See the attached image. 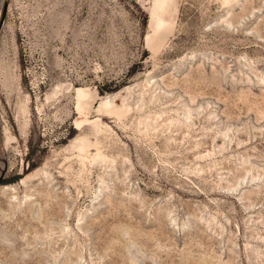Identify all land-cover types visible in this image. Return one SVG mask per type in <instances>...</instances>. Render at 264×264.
I'll use <instances>...</instances> for the list:
<instances>
[{"label":"rangeland","instance_id":"obj_1","mask_svg":"<svg viewBox=\"0 0 264 264\" xmlns=\"http://www.w3.org/2000/svg\"><path fill=\"white\" fill-rule=\"evenodd\" d=\"M176 4L175 30L154 53L149 0H5L4 178L24 169L51 178H34L26 199L19 188V207L0 196V264H264V0ZM149 78L156 98L151 85L141 111L101 116L112 128L100 146L108 160L81 172L66 151L87 129L77 130L75 91L47 95L87 87L97 107ZM187 110L190 127L170 123ZM6 127L16 140L6 141Z\"/></svg>","mask_w":264,"mask_h":264},{"label":"bare ground","instance_id":"obj_2","mask_svg":"<svg viewBox=\"0 0 264 264\" xmlns=\"http://www.w3.org/2000/svg\"><path fill=\"white\" fill-rule=\"evenodd\" d=\"M228 3L237 0H225ZM5 0H0V9L3 10ZM147 11L151 18V28L153 33L147 37V43L149 48L157 53L160 49H162L167 43L170 35L173 34L176 25V15L178 13V7L176 4V0H149V7ZM2 21V16L0 14V23ZM5 24V22H4ZM0 71L5 78L3 82L4 85H9L11 82V74L8 67H5L0 63ZM152 85L151 91H154L150 97V101L155 99L154 94L156 93V85L152 81V79H148L146 84H138L136 86H129L124 88L118 93L108 95L104 98H101L99 101V105L97 107L94 106V102L96 101V96L92 92L90 88L87 87H73L64 86L63 84L57 85L48 95L47 101L53 100L58 94L63 91H69L73 89L74 99L76 104V111L79 114V119L76 121V125L78 127L77 130H83V128L87 127L86 131L80 133L70 144L66 151L73 152V158H75L81 165V172H84L87 163H97L107 162L108 157L101 150L102 140L111 139V131L112 128L104 123L101 119V116L107 115L111 117L117 118L119 121L127 118L133 111H135V105L138 111L142 110L143 100L146 94L148 93V87ZM139 88V98L136 104L131 103L132 97L136 94L135 90ZM149 90V91H150ZM124 95V96H123ZM120 97L122 98V105L119 106L115 103L116 99ZM30 101L31 98L29 95L22 100L18 106V123L21 134H27L28 128L31 122V110H30ZM97 114L96 119L91 120V115ZM162 115L159 117L161 118ZM191 119L190 111L187 110L185 112V118H177L172 119L170 123L178 122L180 125L190 127L188 124ZM152 120V116L147 115L145 117L140 118V125L144 124L146 127V131L148 132L151 129L152 124L148 121ZM152 122V121H151ZM158 126H161L159 124ZM6 141L9 143L17 138L12 134L9 127L5 129ZM94 141H92V138ZM226 137V135H225ZM91 149L95 150V153L91 152ZM71 158H66L65 161H69ZM2 153H0V181L4 177V170H6V165L1 161ZM111 163H115V160H111ZM26 170H22V173L19 174V179L16 183H5L0 184V196L5 198L11 206L19 207L21 205V201L24 200L20 197L19 188H24L25 190V199L28 196V191L30 189L31 181L39 176H42V181H49L51 178V174L47 172L45 169L36 170L31 175H27ZM21 176H25V178H21ZM5 179V178H4ZM101 192H104L107 189L105 182L103 181L100 186Z\"/></svg>","mask_w":264,"mask_h":264},{"label":"water","instance_id":"obj_3","mask_svg":"<svg viewBox=\"0 0 264 264\" xmlns=\"http://www.w3.org/2000/svg\"><path fill=\"white\" fill-rule=\"evenodd\" d=\"M6 15H7V7L5 6V7H4V12H3V19H2V21H1L0 26H2V25L4 24V20H5V18H6ZM18 179H19V178H17V177H13L10 181H6V180L4 179V177H3V179L0 181V184H5V183H7V182H9V183H16V182L18 181Z\"/></svg>","mask_w":264,"mask_h":264}]
</instances>
